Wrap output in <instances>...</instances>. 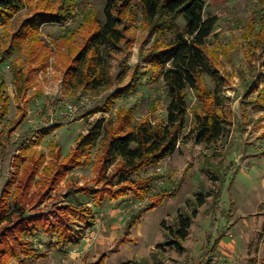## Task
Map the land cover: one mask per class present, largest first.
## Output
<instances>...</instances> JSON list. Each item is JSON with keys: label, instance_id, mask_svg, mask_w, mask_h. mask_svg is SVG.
I'll use <instances>...</instances> for the list:
<instances>
[{"label": "rangeland", "instance_id": "374dc122", "mask_svg": "<svg viewBox=\"0 0 264 264\" xmlns=\"http://www.w3.org/2000/svg\"><path fill=\"white\" fill-rule=\"evenodd\" d=\"M23 1L20 11L0 24V55L8 47L10 36L21 25L27 27L37 23L41 41L39 61L43 58L45 65L30 75L27 100L19 101L9 85L10 62L15 60L22 70H26V43L0 63V81L6 82L9 94V112L0 127V206L6 183H12L13 191L19 184L22 166L32 164V160L40 155L44 156L43 165L56 156L64 158L74 149L78 136L86 134L101 121L102 129L96 144L81 159L82 163L86 158L87 161L81 165L66 163L65 172L53 187L49 186V179L41 188L32 184L28 201L20 205L23 217L48 214L55 222V215L61 214V220L70 230L67 240L77 238V242L91 221L100 217L106 219L108 233L115 235L109 242L110 250L106 251L115 253L106 264L141 257H145L148 264H264L261 239L264 110L256 103L261 96L264 100L260 93L264 92V42L262 49L255 47L252 35L264 16V0H204L203 17L217 18L206 45L207 53L216 63L217 81L205 76V83L210 91L216 86L219 88L218 109L228 122V134L209 146L184 137L193 125L192 114L199 112L195 93L189 90L185 127L174 152L159 164L144 167L123 181L114 174L116 161L110 163L106 154L112 131L121 124L124 115L118 110H131L132 124L144 119L152 123L165 121L168 97L158 68L148 62L146 54L158 44L169 41L171 33L151 31L139 1L128 0L129 9L122 21L124 42L121 49L111 52L108 58L111 87L99 92L83 89L70 92L62 83L70 61L69 46L82 47L96 24L104 21L106 0ZM178 22L182 30L183 18L180 17ZM37 63V58L31 62L32 66ZM136 68L141 76L134 88L114 98L116 90L125 88L132 81ZM46 104L52 107L51 113ZM67 104L76 106V111L71 112ZM106 106L108 111H101ZM9 130V140H6ZM17 162L19 165L16 166ZM59 163L57 160L56 164ZM102 164L107 167L99 177ZM40 172L41 168L34 175V181ZM159 181L163 184L158 185ZM81 186L120 194L112 199L114 203L110 200L106 207H97L93 197L85 194L87 190L84 194H73ZM204 190H212L213 196L196 207V193ZM164 191L174 195L165 196L154 207L144 209ZM105 196L108 200V195ZM8 198L11 204V195ZM194 210L188 235L181 241L182 250H177L174 245L157 248L159 243L173 239L167 233L177 217ZM88 212L95 216L90 218ZM112 217L117 219V225ZM17 218L13 215L10 221L0 223V258L6 256L9 248L15 247L18 252L17 257L8 258V264H96L105 257L106 253L82 251L84 242L78 247L77 242L64 246L57 235L51 233H40L31 238L27 233L25 238L21 237L30 248L37 250L32 257L25 256L18 245L19 232L13 227ZM123 244L126 245L122 247ZM73 249L74 253L70 252Z\"/></svg>", "mask_w": 264, "mask_h": 264}, {"label": "trees", "instance_id": "16d2710c", "mask_svg": "<svg viewBox=\"0 0 264 264\" xmlns=\"http://www.w3.org/2000/svg\"><path fill=\"white\" fill-rule=\"evenodd\" d=\"M142 14L150 23V30L154 32L167 31L171 33V39L160 43L148 52V62L158 68L159 77L162 79L165 87L168 102L165 107L166 117L164 122L152 123L149 119L132 124V112L126 110L119 113L121 124L113 129L109 139L106 154L107 160L112 163L116 161V172L114 173L121 181L129 179L133 174H137L144 167H152L159 164L176 149L179 135L185 127L186 116L188 114V92L195 93L199 102V112H194L193 125L184 136L192 139L196 144L213 145L220 138L226 136L229 132L227 121L223 118L218 109L219 88L210 91L205 83V76H209L213 81H217L216 63L207 53L206 45L208 37L213 33L217 23L216 16L203 17L204 0H138ZM23 0H0V24L10 19L11 15L20 11L23 7ZM128 0H106L104 7V21L96 24V27L86 38L82 47L74 48L69 46L70 61L63 73L62 83L65 90L74 92L78 89L90 92H99L112 85L110 74L109 56L113 51L121 49V43L124 42L125 33L123 26V17L129 9ZM184 20L183 29H179L178 19ZM38 24L21 25L14 34L10 36L8 47L0 55V63L8 59V56L16 48L25 42L27 67L22 70V66L17 65L15 60L10 62L11 83L15 90L17 100H27L26 96L30 90V75L38 68H42L44 59L40 61L38 47L41 45L38 35ZM7 35V34H6ZM257 48H263L264 42V16L258 25V30L253 32ZM9 36V35H8ZM37 58L38 63L32 66L31 62ZM252 69H250L251 71ZM140 72L137 68L132 75V81L124 88L116 90L113 93L114 98L121 94L129 93L134 88L133 85L140 79ZM5 82L0 81V127L3 125L5 116L8 113V97H6ZM128 89V90H127ZM264 95V92H260ZM226 97V96H225ZM262 97V96H261ZM257 100V106L264 110V100ZM228 98V97H227ZM108 111V108L101 110ZM119 116V115H118ZM23 117V116H22ZM102 129L101 121L94 124L90 130L79 135L74 149L64 158L56 156L51 161L43 165L44 156H37L31 163L25 164L22 169L20 182L15 190H11V182L6 183V190L3 191L2 204L0 206V223L10 221L13 215H16L18 222L14 224L19 232L18 245L20 251L25 255L32 257L37 252L30 248L29 243L22 241L21 237L29 234V237H37L40 233L56 234L60 244L68 246L76 243V239L67 240V233L70 232L69 226L62 221L63 215H55V222L47 215L23 217V209L20 205L28 201V190L32 184L39 188L47 185L50 180V187L59 182L64 171V165L74 163L81 165L82 157L89 154V151L96 144L100 131ZM2 130H0L1 134ZM11 130L7 131L6 140H9ZM1 141V140H0ZM32 156H34L32 152ZM55 159V160H53ZM60 161L56 164V161ZM19 165V162L15 164ZM106 165L102 164L98 171L100 177L106 171ZM41 168L38 179L34 181V175H37ZM201 169V167H200ZM34 181V182H32ZM87 192L85 193V191ZM15 192V194H14ZM85 193L94 199V205L99 207L105 203L106 196L110 200L118 198V192L112 194L111 190H96L81 186L73 191L74 195ZM11 195L12 203H8V196ZM122 195V194H121ZM173 192H162L156 196L154 203L144 207L148 209L154 207L165 196H173ZM213 196L212 190L198 191L196 193V207L205 203L206 199ZM218 197V196H217ZM76 199L77 196H76ZM195 210L183 217L178 218L174 226L170 227L167 236H173V239L165 240L156 247L164 245H174L177 250H182L181 241L187 235L191 225ZM90 218L94 215L88 212ZM31 218L29 221L28 219ZM85 219V218H84ZM92 222V221H91ZM33 223L32 226H30ZM92 225L91 223H89ZM261 239L264 246V221L261 230ZM19 251V252H20ZM5 257L0 258V264H8V258L17 257L18 252L15 247L9 248L5 252ZM142 258V259H141ZM139 260H125L119 264H148L145 257ZM104 258L101 257L96 264H103Z\"/></svg>", "mask_w": 264, "mask_h": 264}, {"label": "crops", "instance_id": "0c3cea01", "mask_svg": "<svg viewBox=\"0 0 264 264\" xmlns=\"http://www.w3.org/2000/svg\"><path fill=\"white\" fill-rule=\"evenodd\" d=\"M2 80V79H1ZM4 81V80H2ZM6 84V82H5ZM9 85H11V87H13L12 83H11V80L9 82ZM14 89V87H13ZM1 89H0V98H1ZM4 92H6V97H8V106H9V94H8V89H7V86H5V89H4ZM13 93L15 95V90H13ZM15 98H16V95H15ZM27 99V98H26ZM21 101V100H19ZM8 112H9V109H8ZM8 114V113H7ZM7 116V115H6ZM5 116V117H6ZM16 135H18V133H15ZM114 200H112L113 202ZM123 201V200H122ZM110 199L106 200L104 204H102L101 206L104 208L106 207L109 203H110ZM115 202V201H114ZM113 202V203H114ZM108 203V204H107ZM110 209L113 210L114 208L112 206H110ZM109 212V209L106 210V214H108ZM97 215V214H96ZM95 216V214H94ZM103 216V214L101 215ZM114 216V214L112 215ZM115 218V217H114ZM114 218L112 217L111 220L115 221L117 219L114 220ZM93 222V223H92ZM91 224L88 228H93L95 231H96V237L95 239H92L89 241L88 238H85V237H82L81 240L79 242H77V247L81 245L82 242H84L83 246H82V251H90L89 253L91 254L93 252V254H97V253H106L105 254V257H104V263L103 264H106L108 261H110L111 257L114 255L115 252H106L107 250H110L108 247L109 246V242L113 239H115V235L113 233H108L107 231V226L105 224H107V221L106 219H94V221H92ZM106 222V223H105ZM115 225H117V222L115 223ZM114 235V236H113ZM126 244H123V246H125ZM117 253V252H116ZM126 260H131V259H126ZM123 262V261H122ZM121 263V262H119ZM118 263V264H119ZM114 264V263H113ZM117 264V263H115Z\"/></svg>", "mask_w": 264, "mask_h": 264}, {"label": "built area", "instance_id": "2783aa9c", "mask_svg": "<svg viewBox=\"0 0 264 264\" xmlns=\"http://www.w3.org/2000/svg\"><path fill=\"white\" fill-rule=\"evenodd\" d=\"M47 105V109H48V112L51 113V110H52V107H50V104H46ZM67 108L72 112L76 111L77 107L74 106V105H70V104H67ZM163 182L162 181H159L158 182V185H162ZM230 234V233H229ZM85 238H88L89 241L92 240V239H95L96 237V231L93 229V228H87V230L85 231L84 233V236ZM75 249L71 250L70 252L74 253Z\"/></svg>", "mask_w": 264, "mask_h": 264}]
</instances>
